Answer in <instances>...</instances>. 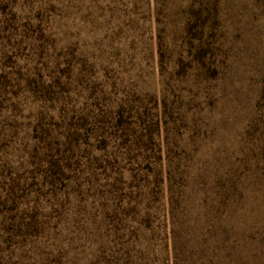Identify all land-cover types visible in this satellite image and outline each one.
Instances as JSON below:
<instances>
[{"label": "rangeland", "instance_id": "374dc122", "mask_svg": "<svg viewBox=\"0 0 264 264\" xmlns=\"http://www.w3.org/2000/svg\"><path fill=\"white\" fill-rule=\"evenodd\" d=\"M0 264H264V0H0Z\"/></svg>", "mask_w": 264, "mask_h": 264}]
</instances>
